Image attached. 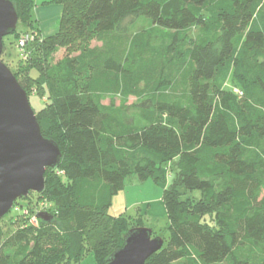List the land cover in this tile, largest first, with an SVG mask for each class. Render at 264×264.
Returning <instances> with one entry per match:
<instances>
[{
  "label": "trees",
  "instance_id": "1",
  "mask_svg": "<svg viewBox=\"0 0 264 264\" xmlns=\"http://www.w3.org/2000/svg\"><path fill=\"white\" fill-rule=\"evenodd\" d=\"M10 1L24 28L11 36L21 64L29 65L34 48L42 62L58 46L77 55L59 85L64 148L54 135L56 118L37 117L62 153L38 199L69 198L53 222H40L62 234L43 233L53 246L38 236L19 261L4 217L0 264H34L28 260L59 251L65 264H80L90 253L107 264L131 230L126 218L109 214L129 176L170 181L163 191L169 238L146 264H264V0H49L62 7L58 32L29 43L24 54L21 36L40 34L36 0ZM141 19L157 34H132ZM193 27L201 31L187 45ZM17 73L25 91V84L40 83L32 68ZM231 76L247 99L239 114L216 99ZM117 96L120 107L103 104ZM128 97L135 98L131 107ZM181 187L201 199H182Z\"/></svg>",
  "mask_w": 264,
  "mask_h": 264
},
{
  "label": "rangeland",
  "instance_id": "2",
  "mask_svg": "<svg viewBox=\"0 0 264 264\" xmlns=\"http://www.w3.org/2000/svg\"><path fill=\"white\" fill-rule=\"evenodd\" d=\"M39 5L42 4L43 0H38ZM20 30H24L22 26H17ZM30 30L29 32L34 34ZM200 27H193L188 34L187 45L198 37L200 34ZM34 34L35 43L41 37L42 33ZM131 33L140 34H157L155 28L152 26L151 22L141 19L134 25L131 29ZM152 40L160 41L159 38H153ZM34 41L31 42L34 44ZM5 52L3 54L2 60L12 71L13 74L18 71H22V74H27L32 68V74L40 80L39 82L33 81L32 84H25L26 92L29 97L30 104L36 113V116L41 118L43 116H54L58 123V128L55 131V136L59 138L61 147L64 148L66 144V139L64 138V131L60 123V117L57 113V105L60 101L59 94L61 93L59 89L60 80L63 77V71L65 68L73 71V62L70 61L77 53L73 52L71 48L67 47H56L53 48L49 53L48 60L42 62L37 48H34L31 62L29 65L21 64L19 62V53L16 44H14V38L9 36L5 38ZM155 44V42H154ZM91 46L101 47V44L97 42H92ZM27 66H30L27 72ZM40 70L41 76L34 70ZM24 72V73H23ZM18 74V73H17ZM79 86H84L83 81L80 80L76 75L72 76ZM19 83L22 82L23 78L18 75ZM23 83V82H22ZM240 82L234 78L230 77L228 82L223 86L222 92L217 96V101L229 111L234 114L241 113L246 106V95L240 87ZM135 102V98L128 97L127 106L131 107ZM104 105L113 104L114 107L121 106V97L117 96L112 98H104ZM44 109V111H43ZM62 148V149H63ZM262 156L264 157V145L261 148ZM172 166V165H171ZM64 175V172L61 171ZM63 181L67 182V178H61ZM170 181L166 185L156 184L152 180L146 182H140L138 178L131 179L130 176L125 183V189L113 198L112 206L109 209V214L116 218L124 217L128 221V228H139L145 227L152 229L155 232V237H161L165 242L169 238V219L166 213L165 205L162 201L164 187H168ZM179 193L181 198L184 200L198 201L201 199V193L198 191H189L184 188H179ZM264 195V192H263ZM29 200L19 199L18 204L26 206L27 203L30 205V214L33 216L35 212L47 213L53 217L58 215V211L61 206L68 203L69 198L62 200H54L50 196L45 195L42 199H38L37 193H32L29 196ZM45 204L48 207H43L42 209H37L41 204ZM40 211V212H39ZM18 213L12 210L3 221H1V226L3 228L5 238L13 237L15 240L16 249L15 252L18 254L19 261L22 260V251L25 248H33L34 242L37 237L40 236L42 239V245L53 246V242L46 239L43 242V233H47L48 236L61 235L62 232L58 229L55 224L44 226L40 220L37 224H32L29 215L18 217ZM212 223L213 220L210 218ZM210 221V220H209ZM29 262L34 264H65V258L61 256L60 251L56 255L51 254L48 257H41L35 260L29 259ZM80 264H97L93 253H90ZM187 264V263H184Z\"/></svg>",
  "mask_w": 264,
  "mask_h": 264
},
{
  "label": "water",
  "instance_id": "3",
  "mask_svg": "<svg viewBox=\"0 0 264 264\" xmlns=\"http://www.w3.org/2000/svg\"><path fill=\"white\" fill-rule=\"evenodd\" d=\"M18 22L14 4L0 0V220L19 199L42 194L47 170L62 160L57 143L43 136L27 92L1 58L4 39L16 32ZM38 219L51 223L54 217L40 213ZM123 242L107 264H146L164 246V240L145 227L129 230Z\"/></svg>",
  "mask_w": 264,
  "mask_h": 264
},
{
  "label": "crops",
  "instance_id": "4",
  "mask_svg": "<svg viewBox=\"0 0 264 264\" xmlns=\"http://www.w3.org/2000/svg\"><path fill=\"white\" fill-rule=\"evenodd\" d=\"M49 0H43L42 4L36 0L34 15L38 22L39 31L44 38L55 35L59 29V22L62 15V7L55 4H48ZM134 179L135 176L130 177ZM137 178V177H136ZM166 186L164 187V189ZM121 193V192H120ZM163 201V196H162ZM164 203V202H163Z\"/></svg>",
  "mask_w": 264,
  "mask_h": 264
},
{
  "label": "built area",
  "instance_id": "5",
  "mask_svg": "<svg viewBox=\"0 0 264 264\" xmlns=\"http://www.w3.org/2000/svg\"><path fill=\"white\" fill-rule=\"evenodd\" d=\"M33 41H34V36L31 35V34H24V35L21 36V38H20V40L18 42V47L22 51L23 54L25 53V49H26L27 45L29 43L33 42ZM43 207L47 208L48 206L43 204ZM12 210L17 212V207H13ZM41 211H43V209ZM27 215H29V210H28V213L25 214L24 216H27ZM37 216H38V212H35V214L31 217L30 221H31L32 224L39 223V220H38Z\"/></svg>",
  "mask_w": 264,
  "mask_h": 264
},
{
  "label": "bare ground",
  "instance_id": "6",
  "mask_svg": "<svg viewBox=\"0 0 264 264\" xmlns=\"http://www.w3.org/2000/svg\"><path fill=\"white\" fill-rule=\"evenodd\" d=\"M57 174L59 176H63V174H62L61 171H58ZM24 199H26V198H24ZM14 207H17V213L19 214L18 217L24 216L25 214L28 213V210L29 211L31 210V207H30V205L28 203H27L26 206H23V205L18 204V201L14 204ZM37 209H43V204H41ZM29 217H30V219L32 217V215L30 214V212H29ZM37 218H38V216H37Z\"/></svg>",
  "mask_w": 264,
  "mask_h": 264
}]
</instances>
